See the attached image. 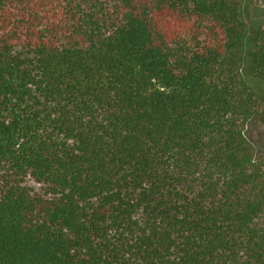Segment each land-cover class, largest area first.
<instances>
[{"label": "trees", "instance_id": "16d2710c", "mask_svg": "<svg viewBox=\"0 0 264 264\" xmlns=\"http://www.w3.org/2000/svg\"><path fill=\"white\" fill-rule=\"evenodd\" d=\"M245 8L0 0V264H264Z\"/></svg>", "mask_w": 264, "mask_h": 264}, {"label": "rangeland", "instance_id": "374dc122", "mask_svg": "<svg viewBox=\"0 0 264 264\" xmlns=\"http://www.w3.org/2000/svg\"><path fill=\"white\" fill-rule=\"evenodd\" d=\"M246 16L252 32H256L264 17V0H246ZM255 47V41L250 38L248 43L249 57ZM249 70V68H248ZM255 84V83H254ZM247 137L257 149L256 158L264 163V124L259 118H254L245 129Z\"/></svg>", "mask_w": 264, "mask_h": 264}]
</instances>
